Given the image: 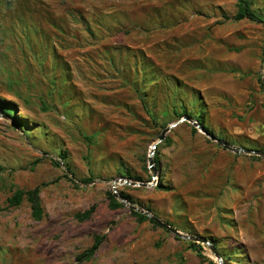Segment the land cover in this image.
Here are the masks:
<instances>
[{"label":"rangeland","instance_id":"rangeland-1","mask_svg":"<svg viewBox=\"0 0 264 264\" xmlns=\"http://www.w3.org/2000/svg\"><path fill=\"white\" fill-rule=\"evenodd\" d=\"M249 1L262 22L237 19V0H0V264H219L208 245L113 207L121 179L155 182L116 190L225 264H264L263 156L186 121L149 168L184 111L264 149V0ZM36 186L40 221L26 199L8 202Z\"/></svg>","mask_w":264,"mask_h":264},{"label":"trees","instance_id":"trees-1","mask_svg":"<svg viewBox=\"0 0 264 264\" xmlns=\"http://www.w3.org/2000/svg\"><path fill=\"white\" fill-rule=\"evenodd\" d=\"M238 3V12L236 14V18L237 19H244L247 18L251 21H255V22H262L263 20L255 13V11L252 9V5L250 3L249 0H237ZM188 113L186 111L183 112V114L181 116H186ZM188 116V115H187ZM198 121V123H200L208 132H210L211 134H213L212 130H210L208 128V126H206L205 122H204V118L202 116H198V118L196 119ZM165 127H167V125H165ZM194 131H197V129L194 127L193 128ZM159 146L156 147V149ZM251 149H256V148H251ZM156 155V152H155ZM257 157V156H256ZM60 158L65 159V155L64 154H60ZM258 158V157H257ZM56 165H60L59 161H54ZM161 184L158 185V187H160ZM1 190V187H0ZM109 196L112 200V206L113 207H121L123 206V203H121L113 194V192H109ZM123 196L131 201V198L129 195H125L123 194ZM27 200L30 203V207H31V214L32 217L35 220H42L45 216H47V213L43 207L42 204V198H41V187L40 186H36L35 188L32 189H17L13 192V194L8 198V202L10 205L13 206H18L20 205L23 200ZM132 202V201H131ZM134 204V202H132ZM132 212L138 217V219L140 221H145L147 219H149L148 216H146L143 213H140L134 209H131ZM93 213V208L89 209L87 211H85L84 213H80L78 214V217L81 220H85L87 218H89L91 216V214ZM153 221V220H152ZM154 223H156L155 221H153ZM158 224V223H157ZM176 238H180L178 236H176ZM105 239V236H96L95 237V241L92 244V246L90 248H88L87 250H85L83 253L79 254L76 257V261L79 263H83L85 261H88L89 259H91L95 253L98 251V249L100 248L102 241ZM222 257V255H221ZM223 258V257H222Z\"/></svg>","mask_w":264,"mask_h":264},{"label":"water","instance_id":"water-1","mask_svg":"<svg viewBox=\"0 0 264 264\" xmlns=\"http://www.w3.org/2000/svg\"><path fill=\"white\" fill-rule=\"evenodd\" d=\"M263 80H264V78H263ZM186 121L193 123L195 125V127H197L198 129L202 130L211 139L217 141L220 145H222L223 147H225L228 150H231V151L236 152V153H247V154H251V155H257V156H263L264 157V149H250V148H246V147L236 146V145H234V144H232V143H230L228 141H225V140H223L221 138H218L217 136L211 134L200 123H198L197 120H193L191 117L186 115V116L182 117L181 119H179L177 122H175L172 125L166 127L165 129H163L162 133L159 135L158 142L153 144V147L151 148L150 156H149V168L151 169V171L153 173V176H156L157 172H158V168L156 167L155 159H154V154H155V150H156L157 144L159 142H162V141L165 140L168 132L171 131V129L173 127H176L179 123L186 122ZM118 182L119 183L132 184V185H142V186H151V185H154L155 182H152V183L132 182V181H129V180H126V179L117 180L113 184L114 195L122 203H124L125 205H128L131 209H134V210H136V211H138L140 213L145 214L146 216L150 217L152 220L157 222L159 225H161V226L165 227L166 229L170 230L176 236L182 237V238H186V239H191V240H194V241H197V242H201V243H204V244L208 245L210 247V249L216 255L219 264H225L223 262V259H222L221 255H220V253L218 252V250L216 249V247L214 246V244L210 240H208L207 238H204V237H199V236H195V235H188V234L182 233L176 227L172 226L171 224H169L168 222H166L162 218L154 215L151 211L146 210V209H144L142 207H139V206L133 204L132 202L127 200L123 195H119L118 194V192L116 190Z\"/></svg>","mask_w":264,"mask_h":264}]
</instances>
